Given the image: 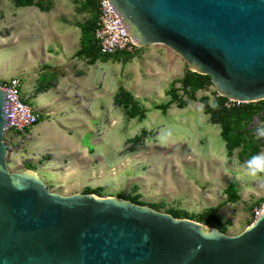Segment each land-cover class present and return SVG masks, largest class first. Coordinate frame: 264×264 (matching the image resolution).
<instances>
[{
	"label": "rangeland",
	"instance_id": "1",
	"mask_svg": "<svg viewBox=\"0 0 264 264\" xmlns=\"http://www.w3.org/2000/svg\"><path fill=\"white\" fill-rule=\"evenodd\" d=\"M36 1L49 6L57 27L75 29V23L86 26L88 33L81 38L82 53L90 64L107 60L103 70H107L106 77L117 79L112 101L122 90L136 103L138 113L130 116L134 113L130 104H113L111 112L108 106L106 112L104 100L100 101V107H96L102 120L100 130L86 132L81 140L86 144V154H78L75 163L70 162L73 157L64 154V137L80 139L81 133L76 135L53 125L43 135L30 137L28 134L44 120L40 114L38 123L25 134H18L12 141L3 138L7 169L37 174L49 192L58 195L89 193L127 200L226 235L249 226L254 220L253 210L264 206V171H256L251 165L252 158L258 157L264 168V135L258 134V129L264 130V99L247 102L251 105L249 116L228 111L223 105L227 98L217 93L209 77L189 69L167 47L136 44L131 56L105 59L90 43V31L97 21L92 0ZM36 11L34 6L15 10L10 1L0 0V39L4 34L8 38L13 30L9 20H26ZM76 31L78 36L77 28ZM16 47L21 50L25 43ZM15 53L1 52V59ZM198 75L206 76L207 84L199 87L194 82ZM108 82L109 79L107 86ZM186 84L189 85L183 86ZM26 103L33 106L31 97ZM110 113L112 125L116 121L111 129ZM226 126L231 141L240 137L230 156H226L220 136ZM227 186L237 197L232 203L223 193Z\"/></svg>",
	"mask_w": 264,
	"mask_h": 264
},
{
	"label": "water",
	"instance_id": "2",
	"mask_svg": "<svg viewBox=\"0 0 264 264\" xmlns=\"http://www.w3.org/2000/svg\"><path fill=\"white\" fill-rule=\"evenodd\" d=\"M139 46L167 47L221 96L264 99V0H106ZM0 90V264H264V206L234 235L147 206L58 195L10 172Z\"/></svg>",
	"mask_w": 264,
	"mask_h": 264
},
{
	"label": "crops",
	"instance_id": "3",
	"mask_svg": "<svg viewBox=\"0 0 264 264\" xmlns=\"http://www.w3.org/2000/svg\"><path fill=\"white\" fill-rule=\"evenodd\" d=\"M10 4L15 10L25 8L14 7L11 1ZM50 15L49 10L37 9L33 17L26 20L19 18L9 20L13 30L8 38L4 34L0 39V81L11 77L19 78L22 91L32 99L35 113L37 116L40 114L44 116V120L39 121L37 127L28 134L30 137L43 135L53 125L76 135L81 133L80 139L63 136L67 144L64 154L73 157L70 162L75 163L78 154L81 153L83 156L86 154V144L81 141L86 132L100 130L102 120L99 121V113L96 110V107H100V101L104 100L102 105L106 108L105 111L107 112L108 106L111 112L113 107L111 96L116 92L117 79L111 75L109 78L106 77L107 70H103L108 66L107 60L88 63L87 58L81 53V32L76 23L75 29L60 25L57 27ZM19 25L21 26L17 28ZM76 28L79 31L78 36L75 34ZM22 41L25 47L15 50ZM5 51L20 53L1 59V52ZM18 59L21 60L16 61ZM108 79L110 82L107 86ZM65 107L67 109L63 110ZM87 107L91 108L88 112L85 109ZM102 116L107 118L108 115ZM109 120L111 129L116 125V121L115 125H112L111 113ZM111 143L110 136L108 144ZM109 153H112L111 149Z\"/></svg>",
	"mask_w": 264,
	"mask_h": 264
},
{
	"label": "built area",
	"instance_id": "4",
	"mask_svg": "<svg viewBox=\"0 0 264 264\" xmlns=\"http://www.w3.org/2000/svg\"><path fill=\"white\" fill-rule=\"evenodd\" d=\"M97 9V21L91 32L98 53L103 56L133 55L136 44L123 30L106 0H93ZM0 90L7 93L10 111L9 125L3 129V138L14 140L18 134H25L36 123L37 114L26 100L29 95L22 91L21 81L11 77L0 81ZM244 102L227 99L226 109L237 107ZM260 213V209L253 210V219Z\"/></svg>",
	"mask_w": 264,
	"mask_h": 264
},
{
	"label": "trees",
	"instance_id": "5",
	"mask_svg": "<svg viewBox=\"0 0 264 264\" xmlns=\"http://www.w3.org/2000/svg\"><path fill=\"white\" fill-rule=\"evenodd\" d=\"M11 3L13 4L14 7H27V6H35L38 10L40 11H48L49 10V6H42L39 1L36 0H10ZM93 1V0H92ZM94 3V1H93ZM95 4V3H94ZM96 6V5H95ZM77 27L80 29L81 32V38L83 37V35L87 34L88 30L86 28V26H84L82 23H77L76 24ZM94 26L92 27L91 31H90V43L91 45L94 47V49L96 50V52L98 53V50L94 44V42L92 41V36H91V32L93 30ZM80 43H81V39H80ZM81 53H82V47H81ZM99 54V53H98ZM114 56H120V55H114ZM131 55H123V57H128ZM109 56H105V59L108 58ZM195 83L198 84V86H202L207 84L208 80L206 76H196L195 77ZM189 84L183 85V86H188ZM113 104L114 105H121V106H126L128 104H130V108L131 110H134V113H131V117L134 115H137L138 113V109L136 106V103L133 101V99L131 98V96L120 90L119 92H117L114 97H113ZM251 109V105L250 103H242L241 105L237 106V107H232V108H228V111H232L235 112L236 114H242V113H246V116H249V110ZM230 111V112H231ZM236 115V116H238ZM37 122V121H36ZM221 139L224 141L225 143V147H226V156H230V152L231 150L236 147L238 145V143L240 142V137L236 136L233 141H231L230 137L228 136V132H227V126L224 127V129L222 130V132L220 133ZM254 153H252L253 155ZM223 193L226 197V200L230 203L236 201L237 197L234 195L233 193V189L231 186H227L224 190Z\"/></svg>",
	"mask_w": 264,
	"mask_h": 264
},
{
	"label": "clouds",
	"instance_id": "6",
	"mask_svg": "<svg viewBox=\"0 0 264 264\" xmlns=\"http://www.w3.org/2000/svg\"><path fill=\"white\" fill-rule=\"evenodd\" d=\"M258 134L259 135H264V130H259L258 129ZM251 165H254L255 166L256 171H264V168H261L260 158H258V157H253L252 158ZM251 165H250V167H251ZM252 174L255 175L256 172H253Z\"/></svg>",
	"mask_w": 264,
	"mask_h": 264
}]
</instances>
